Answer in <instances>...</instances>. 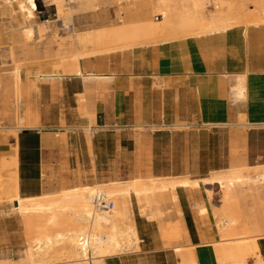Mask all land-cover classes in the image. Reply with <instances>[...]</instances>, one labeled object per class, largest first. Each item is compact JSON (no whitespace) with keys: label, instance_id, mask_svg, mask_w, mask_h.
<instances>
[{"label":"bare ground","instance_id":"bare-ground-1","mask_svg":"<svg viewBox=\"0 0 264 264\" xmlns=\"http://www.w3.org/2000/svg\"><path fill=\"white\" fill-rule=\"evenodd\" d=\"M49 1L56 7L65 27V31L56 34L62 39L58 47L63 51L66 47L72 53L63 57L57 55L58 65L37 72L32 80L34 86L38 79L63 80L71 76L82 77L84 81H110L112 78L93 72L84 74L81 62L101 61L141 47L224 35L236 29H243L246 35L249 29L264 27V0H110L120 6L126 5L119 23L77 33L74 15L96 14L102 9L103 2L109 0ZM4 3L9 7L17 6L23 20L21 33L26 42L34 41L36 34L40 39L44 37L47 28L36 26V0H4ZM153 13L162 19H153ZM13 74L15 92L20 98L23 92L21 69L14 68ZM231 79L234 81L230 91L231 103H244L248 97L247 75ZM239 122L240 125H249L245 124L243 117ZM30 125V116L26 112L20 117L18 127L10 129L12 136L17 139L18 132L34 128ZM86 129L90 131L91 127ZM18 152L15 145L7 156L0 158V206L11 204L12 211L23 219L29 232V245L18 260L3 257L0 264H107L108 259L139 253L142 241L132 209L133 200L137 202L140 217L156 221L165 214L160 208L163 198L169 197L176 219L171 229L173 238L188 242L190 233L183 222L177 191H196L204 186H218L221 190V205L214 211L221 239L200 246L206 250L201 252L199 262L194 253L198 246L190 245L189 249L175 247L180 256L179 264H264L258 244L260 239H264V225L243 224L236 208L242 195L251 191L259 193L264 189V164L234 165L200 179L137 177L55 193L49 192V182L43 175V193L24 197L20 191ZM98 192L114 202L112 212L96 209L92 196ZM208 196L213 198L211 191H208ZM197 207L200 217L206 220L209 209L202 204Z\"/></svg>","mask_w":264,"mask_h":264},{"label":"rangeland","instance_id":"rangeland-1","mask_svg":"<svg viewBox=\"0 0 264 264\" xmlns=\"http://www.w3.org/2000/svg\"><path fill=\"white\" fill-rule=\"evenodd\" d=\"M37 2V25L38 28H47L44 37L35 35V40L28 43L22 37V17L17 6H7L4 0H0V158L9 154L13 147L10 129L18 127L20 117L25 113L29 114L32 127L40 128L45 125L46 131H53L60 134L67 128L65 116H70L75 102L70 100L71 90L79 89L82 77L71 76L63 80H41L38 79L36 86L32 84L37 72L59 64L57 55L70 56L71 51L66 47L60 50L58 44L62 40L56 34L65 31L64 23L59 18L57 9L50 4L49 0H36ZM102 9L96 14H75L73 24L75 32L83 33L87 30L99 27L117 25L119 17L125 4L103 2ZM69 8V6H67ZM162 19L157 13H153V19ZM45 26V27H44ZM36 27L35 30L38 31ZM57 39V42H56ZM28 43V44H27ZM68 52V53H64ZM132 52V51H131ZM130 55V54H129ZM98 61L99 62H102ZM109 63V58L106 59ZM81 62L85 72L93 69V64ZM19 67L22 74V96L18 98L14 87V68ZM103 70H97L102 72ZM36 79V78H35ZM71 79V81H69ZM73 79V80H72ZM100 83V81H84V83ZM73 87V88H72ZM78 105L83 106L87 100L85 96L78 98ZM240 110V109H239ZM81 115L89 117L87 110L80 107ZM243 117L248 126L240 125V118ZM176 125L184 126L175 128ZM44 127V126H43ZM75 131H83L87 142L91 140V130L88 131L85 125L77 126ZM264 126L255 125L243 114H239L237 120L223 127H205L196 121L175 123L166 127L152 128L149 132L153 144L147 152V159L142 165L148 164V168L155 166V177H189L200 179L210 175L213 171H223L232 166H256L264 164L261 157V136L254 139L253 133L263 129ZM151 129V128H150ZM28 129L18 132V136ZM77 133V132H76ZM256 133V132H255ZM150 139V138H149ZM153 141V142H152ZM108 149L103 157L113 159L111 166L99 167L97 173L94 166H67L62 168L60 176L71 179V184H66L63 179L62 185L59 181L51 179L50 193L68 190L78 186H93L96 183H110L129 181L134 178H145L135 175L134 152L116 150L117 140L108 138ZM63 150V149H62ZM100 151H97V153ZM67 157L73 158L71 153L65 151ZM21 155V163L24 164L25 157ZM138 156V155H137ZM142 159H144L142 157ZM34 160V157H33ZM115 161V162H114ZM150 165V166H149ZM33 166V165H32ZM25 170V166H23ZM66 169V170H65ZM26 172L32 175V181L28 183L29 188L37 186L36 172L33 167L27 166ZM53 174V172H52ZM201 202L209 209L207 219H202L198 213V201L192 199L193 208L197 211L203 237V243L217 242L221 239L216 228L214 211L221 205L222 194L218 186L202 187ZM208 191H211L213 198L209 199ZM261 192H247L237 202V214L243 224L264 225V189ZM26 197L27 195H22ZM204 198V199H203ZM161 210L165 213L156 221H148L140 217L137 202L133 200V213L141 241L139 253L124 255L118 258L108 259L107 264H179L180 256L174 248L181 246L189 249L183 239L173 238L172 227L176 223L173 217L174 210L169 197H164ZM187 221L189 233L193 230L190 218ZM202 228V229H201ZM29 232L23 219L12 211L11 204L0 206V258L9 257L18 260L28 247ZM143 243V242H142ZM162 247L159 248V244ZM210 248V247H209ZM214 248V247H212ZM195 253V249H194ZM250 264H253L251 262Z\"/></svg>","mask_w":264,"mask_h":264},{"label":"crops","instance_id":"crops-1","mask_svg":"<svg viewBox=\"0 0 264 264\" xmlns=\"http://www.w3.org/2000/svg\"><path fill=\"white\" fill-rule=\"evenodd\" d=\"M93 66L88 72L112 80L84 83L74 79L80 81L79 89L70 92L75 106L71 115L65 116L66 129L60 134L46 131L44 123L41 129H28L12 140L13 146L19 148L21 195L42 194L43 175L49 185L51 179L60 185L63 179L71 184V179L59 173L67 166H94L97 173L99 167L111 166L113 159L103 157L109 150L108 138L117 140L116 150L134 152V173L144 174L147 179L155 177L153 164L148 171L145 168L148 164L142 165L153 145L149 133L152 128L193 120L205 127L223 126L237 120L239 114L255 125L264 126V27L249 29L246 35L243 29H236L224 35L141 47L128 54L113 55L109 63L106 59L97 61ZM99 69L103 71L97 72ZM237 75H247L248 97L244 103L232 104L230 91L234 81L231 78ZM81 96L87 100L83 106L78 105ZM80 107L87 110L89 117L81 115ZM79 125L91 127L89 143L83 131H75ZM255 132L254 139L261 136L264 161V128ZM10 151L11 148L7 152ZM65 151L73 158L67 157ZM22 154L26 159L24 164ZM23 166L34 168L36 187L29 188L32 175L23 172L26 171ZM198 190L178 189L177 193L188 231V218L193 224L194 231L186 243L198 246L195 255L199 262L201 252L206 249L200 247L203 244L201 222L192 204V199L198 204L201 202L203 193ZM258 244L264 257V239Z\"/></svg>","mask_w":264,"mask_h":264},{"label":"built area","instance_id":"built-area-1","mask_svg":"<svg viewBox=\"0 0 264 264\" xmlns=\"http://www.w3.org/2000/svg\"><path fill=\"white\" fill-rule=\"evenodd\" d=\"M92 202L98 211H107L109 213L115 207L114 202L108 200L107 196L102 192L95 193L92 196Z\"/></svg>","mask_w":264,"mask_h":264},{"label":"water","instance_id":"water-1","mask_svg":"<svg viewBox=\"0 0 264 264\" xmlns=\"http://www.w3.org/2000/svg\"><path fill=\"white\" fill-rule=\"evenodd\" d=\"M27 133V131H25Z\"/></svg>","mask_w":264,"mask_h":264}]
</instances>
